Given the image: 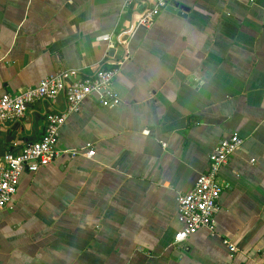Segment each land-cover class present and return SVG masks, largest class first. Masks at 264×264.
I'll use <instances>...</instances> for the list:
<instances>
[{
	"label": "crops",
	"instance_id": "0c3cea01",
	"mask_svg": "<svg viewBox=\"0 0 264 264\" xmlns=\"http://www.w3.org/2000/svg\"><path fill=\"white\" fill-rule=\"evenodd\" d=\"M167 1L131 29L153 0H0V96L116 67L120 100L85 98L59 155L21 173L0 209V264H264V0ZM64 107L42 98L0 123V160ZM231 134L243 144L218 172L216 232L174 245L178 195Z\"/></svg>",
	"mask_w": 264,
	"mask_h": 264
},
{
	"label": "built area",
	"instance_id": "2783aa9c",
	"mask_svg": "<svg viewBox=\"0 0 264 264\" xmlns=\"http://www.w3.org/2000/svg\"><path fill=\"white\" fill-rule=\"evenodd\" d=\"M167 2V0H153L150 5L137 13L130 28L150 27ZM98 38L110 41L111 35L103 34ZM116 73V67H101L90 77L67 82L63 73L59 72L46 76L35 86L13 93L6 92L0 96V123L19 121L25 114L27 104L42 98L54 99L62 95L65 100L63 109H53L45 114L44 131L37 139L24 145L15 154L6 152L2 156L0 209L10 201L23 171L35 172L59 155L56 149L58 130L69 112L78 110L81 102L93 93L97 94L101 106L114 107L119 104L118 95L112 87ZM242 144L243 139L237 134L222 138L208 156L207 169L198 175L190 190L178 195V212L183 227L174 234V245L201 228L216 232L215 215L218 210V199L224 188L218 172L227 163L229 156ZM93 154V150L87 152V155ZM224 242L227 243L226 240ZM230 250L233 251L234 248L230 246Z\"/></svg>",
	"mask_w": 264,
	"mask_h": 264
},
{
	"label": "water",
	"instance_id": "95a60500",
	"mask_svg": "<svg viewBox=\"0 0 264 264\" xmlns=\"http://www.w3.org/2000/svg\"><path fill=\"white\" fill-rule=\"evenodd\" d=\"M27 106H30V104H27Z\"/></svg>",
	"mask_w": 264,
	"mask_h": 264
}]
</instances>
